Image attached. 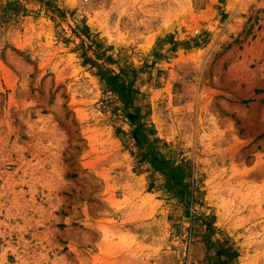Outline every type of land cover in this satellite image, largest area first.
Segmentation results:
<instances>
[{
	"label": "rangeland",
	"instance_id": "rangeland-1",
	"mask_svg": "<svg viewBox=\"0 0 264 264\" xmlns=\"http://www.w3.org/2000/svg\"><path fill=\"white\" fill-rule=\"evenodd\" d=\"M0 264H264V0H0Z\"/></svg>",
	"mask_w": 264,
	"mask_h": 264
}]
</instances>
